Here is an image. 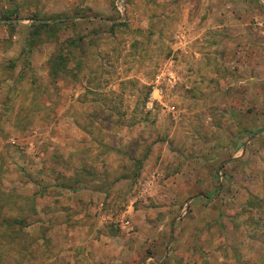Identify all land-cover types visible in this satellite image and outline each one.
Masks as SVG:
<instances>
[{"label":"rangeland","instance_id":"obj_1","mask_svg":"<svg viewBox=\"0 0 264 264\" xmlns=\"http://www.w3.org/2000/svg\"><path fill=\"white\" fill-rule=\"evenodd\" d=\"M0 166V264H264V0H0Z\"/></svg>","mask_w":264,"mask_h":264},{"label":"trees","instance_id":"obj_2","mask_svg":"<svg viewBox=\"0 0 264 264\" xmlns=\"http://www.w3.org/2000/svg\"><path fill=\"white\" fill-rule=\"evenodd\" d=\"M67 19L65 20H41V21H37L35 20V24L34 25H41L44 24V25H56L58 23H63L65 22ZM68 21V20H67ZM70 45H75V41L72 40L70 41L69 43ZM69 64V59L67 57H65L64 55L62 54H58L53 62V64L51 65V72H52V75L56 76V75H60L61 73L63 74H66L67 72H70L67 71L66 72V67L67 65ZM62 180V179H61ZM77 183V181L73 182V183H67L66 181L62 180L61 182H57L56 183V186L60 189L64 188L66 185L68 186H72V184H75ZM13 224H18V225H21L22 223V220L21 221H18L17 219H14L12 221ZM9 226V224H6Z\"/></svg>","mask_w":264,"mask_h":264},{"label":"crops","instance_id":"obj_3","mask_svg":"<svg viewBox=\"0 0 264 264\" xmlns=\"http://www.w3.org/2000/svg\"><path fill=\"white\" fill-rule=\"evenodd\" d=\"M5 169H6V168H2V167L0 166V171L4 170V171H2V172H5ZM0 182H5V181L2 179V180H0ZM12 184H13V183H12ZM76 194H78V193H76Z\"/></svg>","mask_w":264,"mask_h":264}]
</instances>
